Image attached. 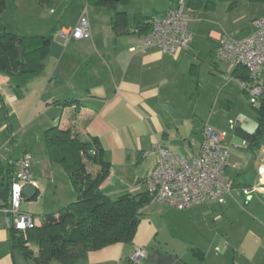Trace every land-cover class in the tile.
<instances>
[{
    "label": "crops",
    "instance_id": "0c3cea01",
    "mask_svg": "<svg viewBox=\"0 0 264 264\" xmlns=\"http://www.w3.org/2000/svg\"><path fill=\"white\" fill-rule=\"evenodd\" d=\"M175 1L169 7L174 6ZM76 2L82 9L73 22L62 25L54 33L49 57L39 76L13 81L0 74V115L4 124L0 132L4 130L7 145L15 149L20 130L27 127L23 123L16 131L12 125L19 120L18 104L21 106L28 99V102L34 101L32 112L40 105L45 108L38 122L40 134L28 136L16 158L10 152L5 155L7 162H0V264H34L12 248L11 229L2 212L10 187L5 177L12 179L17 173L16 166L9 165L10 162L15 163L26 154L31 159L37 194L26 205L21 204L24 213L34 216L33 211L45 215L57 212L72 203L77 195L62 167L50 162L46 154L45 130L54 126L73 128L97 137L104 160L110 164L100 191L115 199L125 193L145 191L144 181L158 163L155 150H168L182 158L196 156L206 125L228 133L222 145L228 153L224 178L230 185V192L223 203L178 210L164 203L151 202L140 211V221L131 242L96 251L72 252L50 264H264V137L261 145L252 150L242 145L245 141L243 133L253 130L242 125L240 116L237 117L241 122L235 130L228 129L229 121L237 118L233 117L234 102L238 101L235 94L239 98L248 97L243 84L249 82L245 84L239 80L247 71L215 59L207 66L211 75L208 84L216 97L222 95L223 98L203 97V91L210 90L201 82L204 64L201 59L206 60L203 53L209 56L213 51L215 53L216 38L218 34H224L211 29L215 6L205 4L203 0L187 1L189 21L196 27L190 28L192 45L170 56L157 48L142 50L144 34L135 28V15L132 21L128 17L126 33L117 34L112 29V13L107 8L91 5L88 0ZM203 5L208 11L201 13ZM168 8L150 18L165 13ZM84 11L90 37L65 43L60 38L61 30L73 27ZM98 17H102V23ZM256 18L252 17L251 23ZM251 23L246 34L236 35L251 33ZM200 28L204 29V36H197ZM196 39L201 44L205 39L210 40L213 48L208 51L203 46L195 48ZM218 75L226 78L225 85L218 87L212 83ZM62 99H75L80 104L65 108L52 104L54 100ZM47 110L51 112L50 116H45ZM244 190L251 192L245 195ZM171 210L190 211L187 213L190 217L201 216L202 226L200 223L201 229L195 228V235L203 237L206 231L213 233L212 237L224 239L231 247L226 261L212 258L206 249L196 246L192 240L188 245L176 241L174 237L179 234V228L169 221ZM167 227L171 231L170 239L165 235L164 228ZM138 249L146 255L132 261L131 256Z\"/></svg>",
    "mask_w": 264,
    "mask_h": 264
},
{
    "label": "trees",
    "instance_id": "16d2710c",
    "mask_svg": "<svg viewBox=\"0 0 264 264\" xmlns=\"http://www.w3.org/2000/svg\"><path fill=\"white\" fill-rule=\"evenodd\" d=\"M129 1L88 0V3L112 12V29L122 34L126 33L128 15L118 10V4ZM3 6L4 1L0 0V74L13 81L37 77L49 57L53 34L29 36L8 32L3 24ZM134 20L137 31L147 35L151 18L138 13ZM239 80L247 84V73ZM18 88L15 87L19 97ZM52 104L65 108L80 103L75 99H62L54 100ZM253 108L257 114L256 129L243 133L246 146L252 150L261 145L264 137V94L259 98V106ZM43 141L50 162L62 167L77 199L57 212L47 214L32 229L22 232L11 228L12 248L34 264H50L72 252L96 251L131 242L140 221V211L152 202L148 193H125L111 199L100 191L108 177L110 164L104 160L97 137L73 128L54 126L43 132ZM5 180L10 186L12 179L5 177ZM4 203L6 207V199Z\"/></svg>",
    "mask_w": 264,
    "mask_h": 264
},
{
    "label": "built area",
    "instance_id": "2783aa9c",
    "mask_svg": "<svg viewBox=\"0 0 264 264\" xmlns=\"http://www.w3.org/2000/svg\"><path fill=\"white\" fill-rule=\"evenodd\" d=\"M187 1L176 0L175 5L170 6L165 13L151 18L150 31L141 40L143 51L157 48L174 56L191 47L193 34L188 25ZM251 24L253 31L246 36L218 34L215 57L247 71L249 84H243V89L248 94L249 104L258 107L259 98L264 94V16L254 19ZM89 37V23L83 16L73 27L60 32V38L65 43L71 39ZM239 122V117L230 120L228 129L234 131ZM227 134V131H219L206 125L199 152L190 158H182L168 150H155L158 163L144 181L145 191L152 202L164 203L178 210H185L193 205L223 203L230 192V185L224 178L228 153L222 145ZM242 145L246 146V142ZM9 165H15L17 173L12 178L7 206L2 212L10 229L23 232L37 224L31 214L21 211V204L25 200L22 188L27 184L36 185L32 180L30 156L26 154ZM250 192L251 190H244L245 195ZM214 251L219 253L220 249L216 247ZM145 255V251L138 249L131 260H138Z\"/></svg>",
    "mask_w": 264,
    "mask_h": 264
},
{
    "label": "rangeland",
    "instance_id": "374dc122",
    "mask_svg": "<svg viewBox=\"0 0 264 264\" xmlns=\"http://www.w3.org/2000/svg\"><path fill=\"white\" fill-rule=\"evenodd\" d=\"M4 6L2 7V16H3V24L6 26V30L9 32H24V34H30V35H44V34H53L54 39V33L62 27V25H67L73 22L75 18L78 16L79 12L81 11L82 7L78 5V2L76 0H3ZM205 4L211 3L215 7L214 11V17L215 20L213 21L211 25V29L226 34H233V35H244L247 32L248 24L251 23L252 17H260L264 15V1L263 0H203ZM173 2V0H130L126 4H118V10L125 11L128 14V17L132 21L133 16L136 14H140L142 16H148L151 17L155 13H161L164 10H166L169 5ZM235 3L237 5H235ZM188 6V4H187ZM186 6V7H187ZM203 13L205 11L204 5L200 9ZM97 11V10H94ZM112 13V12H111ZM83 17L87 18V15L85 11L83 12ZM101 19L102 23V17H98V20ZM91 20V19H90ZM190 20V19H189ZM194 25L192 22L189 21V30L190 28L194 29ZM196 28V27H195ZM209 28H207L208 30ZM191 31V30H190ZM204 29L200 28L197 32V36H204L203 34ZM193 46L196 47H202L208 51L213 48V44L210 42V40L205 39L204 43L201 44V41L195 40V43ZM205 54L202 62L204 63L203 68V76L201 79V82L203 84H206L205 87H207L210 91L207 93L203 91V97L205 96H211L213 95V98H219L222 100V95H218L214 92H212V89L210 85L208 84L209 78L211 75L208 73V65H211L213 61L216 59L215 53H213L209 56L207 53ZM201 83V84H202ZM216 86H222L226 83V78H224L221 75L216 76L215 79H213L212 82ZM220 93V92H219ZM240 95V94H239ZM235 98L238 99L237 102H234V111H233V117L240 116L243 119L242 125L249 131H254L257 126V114L256 110L249 104L248 97H242L239 98L238 94H235ZM188 100H190V94H188ZM34 105V101H29L28 99L24 104L19 106L18 104V113H16L19 116V120L16 119V122L14 121L12 125L14 126V129L16 131L19 130L20 125H27L26 129H21L20 133L17 136V145L15 146V149L11 147V145H7V141L4 137V130L0 132V162L4 164L6 161V154H9L10 152H13V157L16 158L19 155V150L21 147V144L24 142V140L28 136H35L38 135L40 130V125L38 124L39 120L41 119L40 114L43 113L44 107H41V105L38 107L39 109L35 112H32V108ZM16 108H14L15 110ZM210 110V108L208 107ZM44 113H47L45 116H50L51 112L49 113L48 110ZM220 114V112H219ZM2 116L0 115V128L3 124ZM19 121V122H18ZM40 134V133H39ZM16 144V143H15ZM77 199V195L75 196L73 202H75ZM29 201H23L22 205H26ZM72 202V203H73ZM186 212H180L171 210V213L169 215V221L173 226H177L179 228L178 235H175L174 239L176 241L180 242L181 244H190L189 240H192L193 244H196V246H200L201 248L206 249V253L211 256L212 258L216 260L222 259V262L226 261L227 259V253L231 251V247L229 248L228 243L222 239L221 237H212L213 233H207L204 228L202 229V232L204 233L203 237H199L195 235V228L201 229L202 223H201V216L194 215L190 217L191 215H188ZM55 213V212H54ZM34 216V219L36 220V223H39L43 220L45 214L41 213H35L33 211L32 213ZM52 214V213H49ZM201 223V226H200ZM165 230V235L167 238H172L170 233L171 231L167 227ZM210 235L209 238L205 235ZM211 237L213 239H211ZM227 244L224 246V244ZM176 245H179V243L175 242ZM219 248L220 252L216 253L214 251V248ZM180 248L183 249L181 246Z\"/></svg>",
    "mask_w": 264,
    "mask_h": 264
},
{
    "label": "water",
    "instance_id": "95a60500",
    "mask_svg": "<svg viewBox=\"0 0 264 264\" xmlns=\"http://www.w3.org/2000/svg\"><path fill=\"white\" fill-rule=\"evenodd\" d=\"M22 194L26 201H31L37 194V188L31 184H27L22 188Z\"/></svg>",
    "mask_w": 264,
    "mask_h": 264
}]
</instances>
